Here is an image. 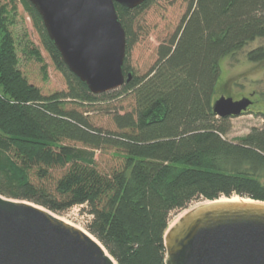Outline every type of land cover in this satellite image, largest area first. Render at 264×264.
<instances>
[{
    "label": "trees",
    "instance_id": "obj_1",
    "mask_svg": "<svg viewBox=\"0 0 264 264\" xmlns=\"http://www.w3.org/2000/svg\"><path fill=\"white\" fill-rule=\"evenodd\" d=\"M150 2L114 4L126 49L136 40V16ZM18 4L65 90L43 95L21 72L18 47L44 74L46 64L10 30ZM257 39L246 57L264 63V0H189L145 74L130 72L124 60L130 80L94 94L64 64L29 0L0 1V195L54 213L82 205L86 230L118 264H165L172 212L222 197L264 201V123L232 141L229 118L212 109L220 60ZM122 96L133 100L125 111L114 103ZM99 110L114 129L92 123ZM95 151H112L116 162L101 169Z\"/></svg>",
    "mask_w": 264,
    "mask_h": 264
},
{
    "label": "water",
    "instance_id": "obj_2",
    "mask_svg": "<svg viewBox=\"0 0 264 264\" xmlns=\"http://www.w3.org/2000/svg\"><path fill=\"white\" fill-rule=\"evenodd\" d=\"M145 0H29L67 66L100 94L129 81L124 75L125 32L114 4ZM248 97L220 96L213 113L246 112ZM165 264H264V201H207L181 214L164 233ZM0 264H114L82 229L41 206L0 195Z\"/></svg>",
    "mask_w": 264,
    "mask_h": 264
},
{
    "label": "rangeland",
    "instance_id": "obj_3",
    "mask_svg": "<svg viewBox=\"0 0 264 264\" xmlns=\"http://www.w3.org/2000/svg\"><path fill=\"white\" fill-rule=\"evenodd\" d=\"M0 1L2 3H8V0ZM188 2L189 0H151L148 7L136 16L132 25V31L136 40L130 45L129 49L125 50L124 57L125 64L129 66L130 72L136 75H143L154 64L157 59V49L159 45L166 43L175 33L185 16ZM10 30L15 36L16 41L20 39L22 43H27L28 41L33 47L37 48L46 64V73L44 74L40 68L41 64L38 63L34 57L23 54L20 47H18L19 68L28 82L37 86L43 95L65 90V79L61 73L54 68L49 56L42 48L31 21L24 12L21 4L17 5L15 24L10 26ZM260 42H262V39L249 42L242 49L220 60V75L217 80L218 88L216 98L223 95L230 96L234 100H239L242 97H248L254 100L249 111L236 117H230L226 122L230 128L226 138L232 141L239 140L246 135L251 128L261 127L264 123L263 116L260 114V112L264 113V63L251 62L246 57V52L256 47ZM32 46L30 45V48ZM132 101L130 97L122 96L114 103L125 111L131 108ZM103 107L105 108V105ZM90 117L93 124L114 129L110 117L104 113V111L99 110L97 112H92ZM73 144L76 147H81L78 143ZM95 159L97 165L103 170H108V168L112 167L116 162V157L113 155L112 151H95ZM232 198L239 197L233 196L231 199ZM220 199L223 200L226 198L222 197ZM205 202L207 201H194L187 209L179 212H172L170 214L171 220L168 227H170L181 214ZM82 208H84V206L76 205L61 213H54L46 208L44 209L54 213V215L63 217L69 223L82 229L93 237L85 228L90 217L83 212ZM176 216L177 218H175ZM93 239L97 241L96 238L93 237Z\"/></svg>",
    "mask_w": 264,
    "mask_h": 264
},
{
    "label": "bare ground",
    "instance_id": "obj_4",
    "mask_svg": "<svg viewBox=\"0 0 264 264\" xmlns=\"http://www.w3.org/2000/svg\"><path fill=\"white\" fill-rule=\"evenodd\" d=\"M239 198H232L231 200H238ZM221 200V199H220ZM223 200H226V199H223ZM53 215H54V213H52ZM179 215V214H178ZM54 216H56V217H58V218H60L61 220H63V221H65V222H68L67 220H65L63 217H60V216H57V215H54ZM175 218H177V216L175 217ZM174 218V219H175ZM171 220V219H170ZM69 223V222H68ZM71 224V223H70ZM85 232V231H84ZM90 236V235H89ZM91 237V236H90ZM92 239H93V237H91ZM94 241H96L95 239H93ZM100 246H101V248L103 249V251H104V253L106 254V255H108V256H110L108 253H107V251L105 250V248L98 242V241H96ZM110 258L112 259V262L114 263V264H117L115 261H114V259L110 256Z\"/></svg>",
    "mask_w": 264,
    "mask_h": 264
},
{
    "label": "flooded vegetation",
    "instance_id": "obj_5",
    "mask_svg": "<svg viewBox=\"0 0 264 264\" xmlns=\"http://www.w3.org/2000/svg\"><path fill=\"white\" fill-rule=\"evenodd\" d=\"M254 103V100L252 99V104ZM252 104L248 107V109L246 111H249L250 107L252 106Z\"/></svg>",
    "mask_w": 264,
    "mask_h": 264
}]
</instances>
